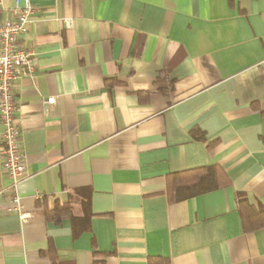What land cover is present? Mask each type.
Returning a JSON list of instances; mask_svg holds the SVG:
<instances>
[{"label": "crops", "instance_id": "obj_1", "mask_svg": "<svg viewBox=\"0 0 264 264\" xmlns=\"http://www.w3.org/2000/svg\"><path fill=\"white\" fill-rule=\"evenodd\" d=\"M31 1L14 86L31 216L0 160V264H264L237 203L264 204V0ZM207 166L221 185L194 195Z\"/></svg>", "mask_w": 264, "mask_h": 264}, {"label": "built area", "instance_id": "obj_2", "mask_svg": "<svg viewBox=\"0 0 264 264\" xmlns=\"http://www.w3.org/2000/svg\"><path fill=\"white\" fill-rule=\"evenodd\" d=\"M34 6L31 0H15L10 16H0V122L4 127L3 148L0 150L2 167L10 179L7 188L10 196L9 211L16 212L23 221L30 218L24 212L19 185L25 178L26 160L21 143V128L17 118L18 100L14 94L16 80L22 70H33L34 53L21 44V36L34 22ZM49 97L47 105L54 103Z\"/></svg>", "mask_w": 264, "mask_h": 264}, {"label": "trees", "instance_id": "obj_3", "mask_svg": "<svg viewBox=\"0 0 264 264\" xmlns=\"http://www.w3.org/2000/svg\"><path fill=\"white\" fill-rule=\"evenodd\" d=\"M197 139H202L199 136H197ZM204 139V137H203ZM189 172V171H188ZM217 168L215 166H207L203 168H198L194 172L191 173L194 175H198V181L197 183H192V188L194 191V195L202 192H207L213 189H216L220 187L221 183H218L217 179ZM205 173H208V175H204ZM190 174V172H189ZM180 179H185L186 176L184 174L179 173ZM210 178L213 179L212 182L207 181L210 180ZM190 180H182L179 182V184H185L189 185ZM45 199V198H44ZM43 199V200H44ZM238 209L244 224V228L246 231H253L255 229H259L264 227V204L259 203L257 205L251 204L244 196V194L240 193L238 195ZM64 210H68V206L66 204H60L56 203L55 207L52 209H49L46 205L44 206V212L48 217H50L52 214H57L59 212H62ZM148 264H170L168 261L162 258H152L149 260Z\"/></svg>", "mask_w": 264, "mask_h": 264}]
</instances>
